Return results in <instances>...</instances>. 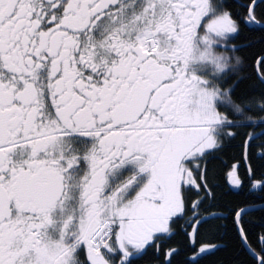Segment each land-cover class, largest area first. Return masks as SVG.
<instances>
[{
	"label": "snow or ice",
	"instance_id": "1",
	"mask_svg": "<svg viewBox=\"0 0 264 264\" xmlns=\"http://www.w3.org/2000/svg\"><path fill=\"white\" fill-rule=\"evenodd\" d=\"M0 264H264V0H0Z\"/></svg>",
	"mask_w": 264,
	"mask_h": 264
}]
</instances>
